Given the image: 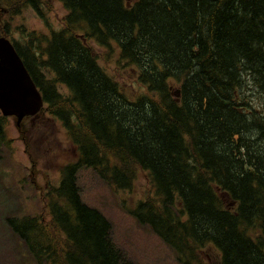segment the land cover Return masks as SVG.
<instances>
[{"label": "trees", "instance_id": "trees-1", "mask_svg": "<svg viewBox=\"0 0 264 264\" xmlns=\"http://www.w3.org/2000/svg\"><path fill=\"white\" fill-rule=\"evenodd\" d=\"M59 1L61 29L13 40L76 154L47 194L49 227L6 220L33 264H134L83 202V169L117 190L144 172L153 193L132 215L179 264H264V0ZM0 2L4 18L43 15L42 0ZM111 53L134 97L100 62ZM8 123L0 113V158Z\"/></svg>", "mask_w": 264, "mask_h": 264}, {"label": "rangeland", "instance_id": "rangeland-1", "mask_svg": "<svg viewBox=\"0 0 264 264\" xmlns=\"http://www.w3.org/2000/svg\"><path fill=\"white\" fill-rule=\"evenodd\" d=\"M42 1V16L22 5L18 16L4 18L0 12V36L23 43L19 30L47 35L61 29L67 14L61 2ZM0 8L6 10L1 2ZM6 14L9 15V11L6 10ZM4 22L8 23L7 27ZM6 28L10 35L5 33ZM116 59L111 53L100 62L122 84L127 95L134 97L139 89L134 72L125 64L119 66ZM256 97L257 102H263L260 96ZM24 130L25 133L20 132L16 121L9 118L7 135L12 143L3 148L0 158V264L34 263L6 220L9 217L37 218L49 227L47 194L50 188L59 185L62 167L76 158L66 129L48 114L34 123L24 122ZM78 184L83 202L99 210L112 224L113 240L125 258L134 264H179L172 250L149 228L141 227L132 215L136 205L153 193L144 172L137 174L130 190L112 188L89 169L80 171ZM48 232L53 236L49 228ZM218 259V252L212 249L204 256L206 262L216 263Z\"/></svg>", "mask_w": 264, "mask_h": 264}, {"label": "water", "instance_id": "water-1", "mask_svg": "<svg viewBox=\"0 0 264 264\" xmlns=\"http://www.w3.org/2000/svg\"><path fill=\"white\" fill-rule=\"evenodd\" d=\"M179 98L181 91H175ZM41 92L28 72L13 42L6 36L0 37V112L13 117L19 127L28 117H37L44 109Z\"/></svg>", "mask_w": 264, "mask_h": 264}, {"label": "flooded vegetation", "instance_id": "flooded-vegetation-1", "mask_svg": "<svg viewBox=\"0 0 264 264\" xmlns=\"http://www.w3.org/2000/svg\"><path fill=\"white\" fill-rule=\"evenodd\" d=\"M42 116L43 115H39V117H36L35 119H27V121H25V122H28V121H30L31 123H34L35 121H39L40 119H42ZM21 129H20V132H22V133H25V130H24V122L21 124Z\"/></svg>", "mask_w": 264, "mask_h": 264}, {"label": "bare ground", "instance_id": "bare-ground-1", "mask_svg": "<svg viewBox=\"0 0 264 264\" xmlns=\"http://www.w3.org/2000/svg\"><path fill=\"white\" fill-rule=\"evenodd\" d=\"M248 122V121H247ZM252 148V147H251ZM255 154V153H254Z\"/></svg>", "mask_w": 264, "mask_h": 264}]
</instances>
